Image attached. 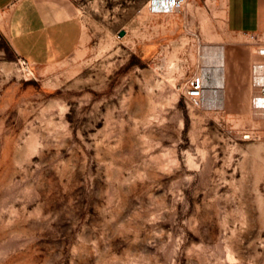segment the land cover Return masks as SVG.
Wrapping results in <instances>:
<instances>
[{"label":"rangeland","instance_id":"rangeland-1","mask_svg":"<svg viewBox=\"0 0 264 264\" xmlns=\"http://www.w3.org/2000/svg\"><path fill=\"white\" fill-rule=\"evenodd\" d=\"M66 1L83 38L48 69L0 11V264H264V35L224 0Z\"/></svg>","mask_w":264,"mask_h":264},{"label":"crops","instance_id":"crops-1","mask_svg":"<svg viewBox=\"0 0 264 264\" xmlns=\"http://www.w3.org/2000/svg\"><path fill=\"white\" fill-rule=\"evenodd\" d=\"M224 3L229 33L264 35V0H224ZM8 8L11 45L33 68L48 69L71 57L80 47L83 25L66 0H0V11ZM224 59L225 55L221 68L217 64L223 70L216 79L222 81V86Z\"/></svg>","mask_w":264,"mask_h":264},{"label":"built area","instance_id":"built-area-1","mask_svg":"<svg viewBox=\"0 0 264 264\" xmlns=\"http://www.w3.org/2000/svg\"><path fill=\"white\" fill-rule=\"evenodd\" d=\"M169 1H167L166 5ZM185 3V0H171L170 5L172 7H180ZM261 54L264 55V51H261ZM25 64H27L26 61H23ZM205 88V82L204 78L200 75H194L189 81L188 90L186 93V97L193 105H199L203 98V92Z\"/></svg>","mask_w":264,"mask_h":264},{"label":"bare ground","instance_id":"bare-ground-1","mask_svg":"<svg viewBox=\"0 0 264 264\" xmlns=\"http://www.w3.org/2000/svg\"><path fill=\"white\" fill-rule=\"evenodd\" d=\"M167 1H169L168 2V4L169 5H166L167 4ZM170 2H171V0H155V1H151L150 2V8L152 9V8H155V9H158V10H173V9H175V8H177V7H172L171 5H170ZM261 51H264V48H262L261 49ZM223 58H224V53H223V51H221L218 55H217V64H218V66L219 67H221L222 65H223ZM225 60V59H224ZM225 62V61H224ZM262 65V64H261ZM255 68V67H254ZM253 68V69H254ZM262 69V68H261ZM29 70H31V69H29ZM262 72V71H261ZM254 76V75H253ZM256 76V75H255ZM203 77V76H202ZM204 78V77H203ZM216 80V79H215ZM257 80L260 82V83H262L263 85H264V76H259V77H257ZM206 81V78L204 79V82ZM224 81V80H223ZM215 83V85H217V86H219V87H221L222 85H223V83H222V81L220 80V81H218L217 82V80L214 82V80L212 81V82H210V84H214ZM216 99V98H215ZM263 100V103H261L260 102V100ZM214 100V99H213ZM212 100V101H213ZM256 103H258V105L260 106V107H264V94L263 95H259V96H257L256 97Z\"/></svg>","mask_w":264,"mask_h":264},{"label":"water","instance_id":"water-1","mask_svg":"<svg viewBox=\"0 0 264 264\" xmlns=\"http://www.w3.org/2000/svg\"><path fill=\"white\" fill-rule=\"evenodd\" d=\"M125 35H126V31L125 30L120 31V33H119L120 37H124Z\"/></svg>","mask_w":264,"mask_h":264}]
</instances>
